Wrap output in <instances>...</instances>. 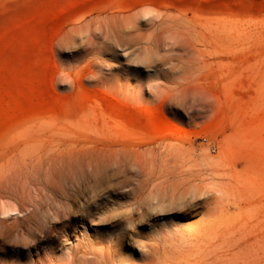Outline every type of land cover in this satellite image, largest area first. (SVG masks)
I'll list each match as a JSON object with an SVG mask.
<instances>
[{"label": "rangeland", "instance_id": "1", "mask_svg": "<svg viewBox=\"0 0 264 264\" xmlns=\"http://www.w3.org/2000/svg\"><path fill=\"white\" fill-rule=\"evenodd\" d=\"M204 263L264 264V0H0V264Z\"/></svg>", "mask_w": 264, "mask_h": 264}, {"label": "built area", "instance_id": "2", "mask_svg": "<svg viewBox=\"0 0 264 264\" xmlns=\"http://www.w3.org/2000/svg\"><path fill=\"white\" fill-rule=\"evenodd\" d=\"M204 141L208 142V140L206 138L204 139ZM208 144H209L210 150L215 153L216 152L215 145L213 143H209V142H208Z\"/></svg>", "mask_w": 264, "mask_h": 264}, {"label": "bare ground", "instance_id": "3", "mask_svg": "<svg viewBox=\"0 0 264 264\" xmlns=\"http://www.w3.org/2000/svg\"><path fill=\"white\" fill-rule=\"evenodd\" d=\"M166 13H164V17H168L169 15H170V13L169 12H167V11H165ZM162 13V12H161ZM19 210V209H18ZM28 211V210H27ZM13 212V211H12ZM44 213V212H43ZM44 217V216H43ZM24 218V217H23ZM16 228V227H15ZM213 249H215V248H213ZM218 249V248H217ZM215 254H216V251H215ZM221 254V253H220ZM207 255H209V254H207ZM220 257V256H219ZM218 257V258H219ZM191 261V260H190ZM207 261V260H206ZM208 261H212V259L211 260H208ZM192 262V261H191ZM208 263V262H207ZM206 263V264H207ZM205 264V263H204Z\"/></svg>", "mask_w": 264, "mask_h": 264}]
</instances>
